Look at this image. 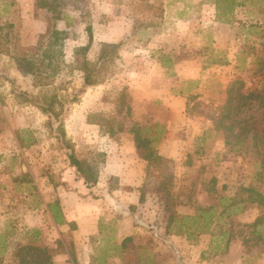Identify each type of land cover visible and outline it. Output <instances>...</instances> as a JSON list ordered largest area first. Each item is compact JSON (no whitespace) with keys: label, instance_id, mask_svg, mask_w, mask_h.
Segmentation results:
<instances>
[{"label":"rangeland","instance_id":"374dc122","mask_svg":"<svg viewBox=\"0 0 264 264\" xmlns=\"http://www.w3.org/2000/svg\"><path fill=\"white\" fill-rule=\"evenodd\" d=\"M237 1L231 22L220 23L214 0H0V264H19L17 250L27 244L45 247L51 259L66 252L68 264H79L75 224L60 230L62 214L50 205L60 207L57 190L125 206L107 196L120 186L104 177V147L134 145L129 130L155 124L163 134L150 150L162 159L146 163L135 188L138 222L163 236L172 213L210 210L207 232L187 239L173 234L172 223L166 234L187 263L264 264L263 242L243 245L252 237L247 225L264 218V0ZM54 30L55 74L26 72L21 58L40 55ZM116 45L95 70L98 81L84 86V63L91 68L103 48ZM45 97L59 122L29 102ZM231 122L239 139L228 135ZM138 153L143 159L144 150ZM71 155L84 174L71 166ZM85 173L103 187L86 183ZM116 238L101 250L119 253Z\"/></svg>","mask_w":264,"mask_h":264},{"label":"crops","instance_id":"0c3cea01","mask_svg":"<svg viewBox=\"0 0 264 264\" xmlns=\"http://www.w3.org/2000/svg\"><path fill=\"white\" fill-rule=\"evenodd\" d=\"M104 148L106 151L110 150L103 171L104 177L107 179L117 178L120 186L117 190L107 191L110 193L107 196H118L119 202L125 206H104L101 200L78 196L79 192L70 197V194L64 190L63 193L57 190L61 199L60 211L63 218V226H58V228L65 231L69 224H75V230L71 232V242L79 264H173L170 259L173 249L183 258V263L188 264L189 256L178 248L177 239L170 238L166 234L161 236V233H156L153 227L144 222H138V213L137 215L131 212L133 209L131 206L135 204L137 194H139L135 188H138V183L142 181L147 162L139 158L138 150L132 143L121 146L117 142H111ZM124 149L131 154V157L123 152ZM159 150H162L161 146H159ZM158 154L160 155V153ZM101 182H97L95 187L101 186L102 188ZM79 186L80 192L83 193L82 187L86 188L87 186L85 187L82 182ZM132 187L133 190H131ZM39 192L42 193L41 188ZM112 208L119 209V215L116 213L118 211L114 213ZM0 218L3 219V217ZM1 226L3 228L4 224ZM2 231L0 229V233ZM108 233L109 236L104 237ZM115 236L117 237V246L122 245V249L118 250L119 253L114 249H109L107 253L102 251L101 248L106 244H114ZM4 247L3 251L6 252L5 243ZM51 261L52 264H68L66 252L53 254ZM189 264L192 263L189 262Z\"/></svg>","mask_w":264,"mask_h":264},{"label":"trees","instance_id":"16d2710c","mask_svg":"<svg viewBox=\"0 0 264 264\" xmlns=\"http://www.w3.org/2000/svg\"><path fill=\"white\" fill-rule=\"evenodd\" d=\"M214 5H215L216 17L218 21L220 23H230L232 14L235 8L239 5V3L237 0H214ZM58 35H60L59 31L54 30L51 32V34L47 37V43H46L47 47L42 53H40V55L34 54L29 57L21 58V61L25 63L24 68L26 72H29L32 75L39 77V78L41 77L48 78L55 74L56 72L55 58L52 54H50V51H51V48L57 44L59 40V37H57ZM42 45H43L42 42L39 43L38 45L39 48L37 47V51L41 50ZM115 49H117V45L113 46L110 49L103 48L100 52L97 62L91 68L87 66V63H84V86H91L98 81L99 76L95 75V70L98 67L102 69L103 65L107 61L111 60V55L115 52L114 51ZM167 59L168 58H166L165 60ZM165 60L164 58L160 60L162 67H167ZM49 69H51L52 74H47V70ZM22 95L25 97L27 96L26 93H22ZM236 98H237V101L238 99L242 101L246 99L247 97H244L242 94H235L234 99ZM248 98L251 99L250 95L248 96ZM255 98L259 99L260 97H258L257 95ZM29 102H33L35 105L39 106L42 112L48 114L51 121L55 120L56 122H59V114L55 113V109H54L55 104H54L53 99L45 97L43 98V101H42L43 103L32 101L31 99H29ZM239 104H242V103H239ZM228 106L229 108L231 107L230 100H229ZM228 117H229V114H226L225 116H223V118H221L220 120L219 125L220 126L222 125V121H223L222 119H225ZM234 124H235L234 122L229 123L227 125L226 130L228 131V135H231L232 137L239 139L242 134L233 135L232 127H234ZM59 125L61 124L59 123ZM220 126L216 124L217 129ZM159 127L160 126L156 124L152 127H140L138 125H134L129 130V132L133 135V142H134L136 149L144 150L145 155L143 156V159L147 162V164H149L150 161L152 162V161L162 159V157L158 153L157 155L154 156L153 151L150 150V146L153 143H158L159 138H161L160 136L163 134V131L159 129ZM155 128H156V131L154 133ZM225 144H229V141L226 140ZM255 150L256 151L258 150V145L255 146ZM69 159H70L71 166L75 167L78 172L84 174V171L81 166V162L72 155L69 157ZM260 162L264 166V155L261 156ZM85 176H86L85 178L86 183L96 184L97 182L96 179H93L90 175H87V174ZM248 191L254 194V192L251 191L250 189ZM224 200L226 199L221 198V202ZM248 202H251V200ZM50 205H53V208L56 209V212H55L56 215L61 216V211H60L58 202L55 201L53 204H50ZM214 217H215L214 212H211L210 210L206 211L203 209H197L195 215H192V216H183V217L177 216L176 217V215L172 213V215L169 216L166 234L169 235L170 227L172 223H175L176 225L175 227H173V230H174L173 234L177 236L186 235L187 239H191L196 235L198 236L204 232H207L209 230L210 225L214 224V220H213ZM262 225H263V229L260 228V226ZM247 227L248 229L253 228V232L251 234L252 237L250 239L244 240L243 245L248 246L249 242L253 240L254 241L257 240V242L259 241L261 243L263 242L264 244V218L263 217L256 218L252 222V224L247 225ZM222 235H225V234L223 233ZM16 257L19 259V264H52L51 256L48 250L45 247L35 246L32 244L20 246L19 249L17 250Z\"/></svg>","mask_w":264,"mask_h":264},{"label":"water","instance_id":"95a60500","mask_svg":"<svg viewBox=\"0 0 264 264\" xmlns=\"http://www.w3.org/2000/svg\"><path fill=\"white\" fill-rule=\"evenodd\" d=\"M173 254H174V257H175L176 263H177V264H183V262H182V260H181V258H180L179 253H178L177 251H175L174 249H173Z\"/></svg>","mask_w":264,"mask_h":264}]
</instances>
